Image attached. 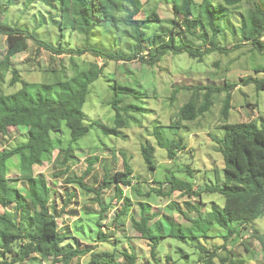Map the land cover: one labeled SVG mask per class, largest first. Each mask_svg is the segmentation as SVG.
<instances>
[{
	"label": "rangeland",
	"instance_id": "1",
	"mask_svg": "<svg viewBox=\"0 0 264 264\" xmlns=\"http://www.w3.org/2000/svg\"><path fill=\"white\" fill-rule=\"evenodd\" d=\"M6 1L10 5H4L6 15L1 16V20L7 22L18 20L20 24L29 27L31 31H35L43 40L57 45L60 32L51 19V16L56 14V10L50 13L52 15L46 14L43 16L41 10L47 8L43 0ZM257 1L264 10V0ZM142 2V10L134 15L132 19L127 18V15L133 7H128L129 10L123 11L126 15H119L118 27L99 25L89 42H87L86 36L79 31L66 29L64 46H66L68 52H73L72 55L69 53L52 55L45 48L39 53L33 48L35 46L34 42L29 40L31 48L18 53L13 58L11 72L6 75V79L8 82L10 81L14 69L24 79L32 83L33 89H36L43 81L52 79L53 75L49 69H54L56 75L65 77L66 75L71 76L74 68L88 67L91 62H98L99 66L104 64L100 77L89 88L84 104L85 123L90 125L94 120H98L110 126L115 125V111L111 103L115 95L113 86L117 84L120 90L117 95L120 101L119 105L125 107L123 110L124 125L118 128V134L106 135L100 128L93 126L88 134L74 142L76 147L80 148L77 154L81 156V159L78 157V159L73 158L69 161L70 164L72 163V169L66 171L67 164L62 162L64 153L59 150L55 151L56 156L53 161L35 167V174L44 176L50 183L53 198L50 204L55 202L53 211L59 215L60 231L63 232L69 229L71 232L72 230L75 237L93 244L98 239V223H100L102 230L107 233L109 239L100 245L101 249H111L116 246V258L121 264H130L124 253L135 254L136 264H154L151 255V241L140 237L133 223L134 218L140 216L142 205L146 207L149 213L150 205L148 202L150 201L153 206H151V210L155 214L153 222L151 221V228L153 229L156 226L155 229L157 230L159 226L162 225L163 227L158 231L155 230L160 236L157 259L166 262L168 256L174 261V264H206L205 261L200 260L205 252L197 245L207 249L220 246L224 243V235L227 234L228 230L216 222H206L203 231H209L208 235L204 236L203 231L201 232L196 228H194V231L192 230L193 218L198 216L208 217L214 205L221 207V203L225 201L224 196L218 193L206 192L204 190L205 185H202L200 195H189L181 193V191H175L172 195H168V186L161 188L163 190L162 194L156 192V189L153 190L159 184L154 180L152 181V179L156 178L162 181L166 176H176L181 180L192 181L194 183L193 191H198L199 186L203 183L209 184L217 181L221 183L224 180L225 161L221 151L224 145V137L220 139L214 134H206L208 140L215 145H219V147L209 145L212 147V152L208 154L207 158L212 163L211 174L203 172L201 168L194 167L193 164L199 162L200 154L204 151L205 144L203 141L205 138L201 137L199 132L193 131V122L196 121V126H198L197 118L202 119L203 116L197 114L194 119H185L182 116V108L189 100L176 93L187 91V89L181 88V84L185 81L202 73L210 72V75L204 77L209 85L238 84L237 87L230 86L232 87L230 90L232 103L228 116L223 113L227 91L212 95L211 107L206 112L224 121L217 126V131L222 130L225 136L224 125L226 123L249 120L264 123V89L258 90L256 81L249 83L244 81L247 76H253L255 79L264 76V53L259 52L252 45V42L247 40L244 41L246 45H242L231 53L212 52L206 55L203 61L190 57L188 53H168L161 61L149 66L143 63L140 58L117 61L95 56V48L132 56L135 49L133 36L137 29L134 21L137 20L140 23L153 10L152 8L157 12L159 22L151 23L144 30L148 36H152L155 45L165 40V37L168 39L170 35H175L178 42H186L195 48H205L206 43L201 39L204 32H201V37L193 38V41H191L190 33H187L185 27L183 28V23H181L183 17L175 18V10L171 1L142 0ZM212 2L226 5V0H212ZM0 3L4 4L6 2L0 0ZM200 3L201 0L196 2V8L191 19L199 13L204 14ZM38 5L42 7H38ZM13 7L16 8L15 12L10 11ZM252 7L253 0H242L236 10L228 13L229 20L222 16L224 29L234 37L237 34L242 37L239 28L244 26L243 19L249 16ZM175 19L179 22L180 28L173 23ZM195 21L193 19L191 26L195 25ZM185 35L189 36L188 39ZM6 49V36L0 34V57L5 54ZM78 49L89 50L84 54L75 53ZM147 51L148 47H145L143 52ZM73 62H75L74 65ZM253 67L257 68V71ZM172 77H175V79ZM197 83L201 82L198 80ZM201 91H204V95L200 99L199 105L203 104L205 96V89L202 88ZM177 108L180 117L178 122L173 119L177 114L175 111ZM11 130V135L0 134V150L26 141V137L20 136L14 127H11ZM157 130L161 133L163 140L158 137L160 134L158 135ZM189 132L191 135L184 134ZM63 138L65 142L70 139V131L65 125ZM146 142H149L155 148L154 162L156 167L154 170L148 167L142 154V145ZM170 143L171 145L179 143L173 162L169 161L172 159L168 157L167 147ZM217 151L221 155L219 161L212 155ZM124 157L131 161L134 168L133 180L142 182L138 186L136 185V189L120 185L123 190V197H126L133 204L129 217L128 210V213L126 211L122 216L119 215V210L124 201L117 199L118 185L112 183L109 187H104L103 184L105 168L111 170L112 174L116 170H124ZM91 161L94 162L93 170L84 178V182L96 190L103 187L100 196V200L103 201V205L106 207L103 215H101V205L96 199L97 195L95 193H89L88 195L87 191L78 185L77 181H74L82 175ZM20 164V161L19 163L12 162L11 166L20 169ZM221 165L223 166L221 167ZM189 169L192 171L191 174ZM147 192L151 193L149 197H146ZM141 200H147V202L142 204ZM174 204H178L186 215L177 210ZM0 210L2 211L3 208ZM213 225L216 227L213 228ZM242 225L236 224L234 226L237 227V232L234 233L236 237H239L245 231L241 227ZM164 232H173L176 235L172 237L163 235ZM183 235L186 237H183ZM69 240L73 244L76 242L75 238L67 239V241ZM246 243L247 247H243L241 251L238 250L239 246H236L235 241L229 240L227 247L220 250L225 252L226 255L219 256V251L217 256H214V264H217V262L218 264H230V259H242L245 264H249L244 257L254 255L256 248L251 240ZM209 244L212 245L211 248L207 246ZM89 255L88 253L81 256V258H76L73 264H89ZM194 257L195 259H193ZM222 257H227L228 260L223 262ZM18 264L58 263L53 262L51 259L38 261H29L28 259L27 262Z\"/></svg>",
	"mask_w": 264,
	"mask_h": 264
},
{
	"label": "trees",
	"instance_id": "2",
	"mask_svg": "<svg viewBox=\"0 0 264 264\" xmlns=\"http://www.w3.org/2000/svg\"><path fill=\"white\" fill-rule=\"evenodd\" d=\"M162 1L172 2L176 19L183 17L181 23H183V28L185 27L187 33H190L191 41H193V38L201 37V32H204L201 39L206 43L205 48H195L186 42H178L175 35H170L167 40L155 45L152 36H148L144 30L151 23L159 22V16L152 8L153 10L150 13L148 12L149 14L140 23L137 20L134 21L137 29L133 36L135 49L132 56L96 48L94 50L95 56H101L107 60L120 61L124 59L128 61L136 59L139 53H142L145 47H148L147 52L150 54V59H145L143 56L139 58L149 66L161 61L168 53H188L190 57L203 61L205 56L212 52L231 53L242 45H246L244 41L247 40L252 42V45L259 52L264 53V41L256 38V33L264 32V10L257 0H253L250 14L243 19L244 26L239 28L242 32V39L230 47L226 39L223 44L215 39L209 41V34L228 33L222 24V16L229 20L228 13L236 10L242 0H226V5L214 4L212 0H201L200 5L204 14L199 13L193 17L196 20L194 26H191L193 21L191 17L194 14L195 4L198 0ZM5 2L4 4L0 3V18L6 15L4 5H10L6 0ZM43 2L47 6L46 10H41L43 16L52 13L54 10L57 11L55 15L51 16L60 32L57 45L43 40L35 31H31L29 27L20 24L18 20L7 22L0 19V34L6 36L7 42L6 52L0 57V134L11 135V127H14L20 136L26 137V141L0 150V209L3 208L2 211L0 210V264H18L27 262L28 259L29 261L51 259L58 264H73L76 258H81V256L88 253L90 254L89 264H121L116 258V246L111 249L97 248L99 242L109 240L100 223H98V239L93 244L82 242L68 228L67 231H60L59 215L53 211L55 204L52 203V206L50 204L52 199L51 186L45 177L35 175V166H42L53 161L56 150L64 153L62 162L67 164L66 171L72 169V163L70 164L69 161L76 158L75 150L77 147L74 142L88 134L93 126L100 128L106 135L118 134V128L124 125L125 120L123 114L125 107L119 105L120 101L117 97L120 91L118 85L113 86L115 95L111 103L115 111V125L110 126L98 120H94L88 125L85 123L84 104L90 85L100 77L104 64L99 66L98 62H91L88 67L74 68L73 74L65 77H60L55 74L56 72L54 73V69H49L54 78L43 81L36 89H33L32 83L24 79L17 70H12L13 75L9 82L6 75L11 72L13 58L18 53L31 48L29 40L34 42L35 46L33 48L39 53L45 48L52 55H62L64 53L72 55L73 52H68L66 46H64L66 29L79 31L86 36V40L89 42L99 25L118 27L119 14L129 10L128 7H133L127 15V18L132 19L134 15L142 10L143 2L142 0H43ZM176 19L173 23L180 28ZM185 37L188 39L189 36L185 35ZM88 50L78 49L75 53L84 54ZM253 68L257 71V68ZM244 81L246 83L256 81L257 89H264V76L256 79L253 76H247ZM234 84H208L207 89H205L203 104L197 106L195 102L188 101L182 108V116L185 119H194L197 114L205 113L211 107L212 95L226 91L223 113L228 116L232 103L230 92L232 87L230 86H238V84ZM64 125L70 131V139L66 142L63 138ZM224 127V145L221 148L225 161L223 183L219 181L209 184L203 183L199 186L198 191H193L194 183L192 181L181 180L176 176H166L162 181L156 178L152 179V181L154 180L159 184L153 190L156 189V192L163 194L161 188L168 186V195H172L175 191H181V193L189 195H200L202 185H205L204 190L206 192L221 194L225 198L224 203L231 205L232 200L230 198L240 194L241 185L245 179L250 184H256L260 177H264V123L249 120L226 123ZM158 135L163 140L160 132H158ZM167 148L169 159H173L176 156L179 143H173L172 145L170 143ZM142 154L145 163L151 170H154L156 167L154 146L149 142L144 143ZM19 161L21 163L20 169L11 166L12 162L19 163ZM93 166L94 162H89L86 170L74 181H77L78 185L82 186L88 195L89 193L97 195L96 199L101 205V215H103L106 210L103 201L100 200L103 187L96 190L84 182V178L92 172ZM133 173L134 168L127 157H124V170H116L112 174L111 170L105 168L104 187H109L112 183L118 185L117 199L124 201L119 210L121 216L128 210L129 217L133 204L126 197H123V190L120 185L136 189L142 183L133 180ZM189 173H192L191 169H189ZM246 173L247 177H245ZM150 195V192L146 193V197ZM144 202H147V200H141L142 204ZM148 204L150 205L149 213L146 207L142 205L139 218L133 220L134 227L140 237L151 241V255L154 264H174V261L168 256L166 262L157 259L160 236L156 231L163 227L161 225L157 230L155 229L156 226L153 229L151 228V221L153 222L155 214L150 213L153 207L150 201ZM175 206L183 215H186L178 204ZM220 208L219 205H214L208 217L198 216L193 218V227H191L193 231L196 228L202 232L206 222H216L228 230L227 234L224 235V243L220 246L207 249L197 245L205 252L200 260L205 261L206 264H214V256H217V253L223 247H227V242L237 232V227H234L236 224H247L249 218L253 216L258 218L262 210L259 197L254 198L249 203L247 215L229 211L227 208L222 214ZM84 210L93 212L87 209ZM208 231H203L204 236L208 235ZM254 231L257 233V239L259 240L261 234H259L258 229ZM163 235L172 237L176 234L164 232ZM183 237L186 236L183 235ZM69 238H75V244H66L65 241ZM233 240L235 241V239H231L232 242ZM82 243H84L83 246ZM12 244H17V248H12ZM231 253L234 254L232 251ZM124 256L130 264H136L135 254L124 253ZM221 260L225 262L228 258L222 257ZM229 262L230 264H245L242 259H230Z\"/></svg>",
	"mask_w": 264,
	"mask_h": 264
},
{
	"label": "clouds",
	"instance_id": "3",
	"mask_svg": "<svg viewBox=\"0 0 264 264\" xmlns=\"http://www.w3.org/2000/svg\"><path fill=\"white\" fill-rule=\"evenodd\" d=\"M38 7H42L41 5H38ZM11 12H15L16 8L13 7L10 9ZM119 15L124 16L125 13L121 12ZM55 31V29H53ZM256 38H258L260 41H264V32H258L256 33ZM127 39V38H126ZM215 39L220 44H223L225 42V39L227 40V43L229 46L233 45L237 41L241 40L242 37L237 34L235 37L231 33H225L221 32L219 34L213 35L212 33L209 34V41ZM165 40H167V37H165ZM140 56H143L145 59H150V54L148 52H142L139 53L137 56V59H139ZM210 72L202 73L192 79H189L185 81L183 84H181V88L187 89V91H179L176 94L181 96L182 98L189 100V102H195L197 106H199L200 99L204 95V91H201L202 88L207 89L208 81L204 79L205 76L210 75ZM175 79V77H172ZM200 81L201 83H197V81ZM176 115L173 117L174 121L178 122L179 117V109L176 110ZM214 111V110H212ZM203 118L200 117L197 118L198 120V126L197 122H193V131L199 132L201 137H204L203 143L205 144L204 151L200 154L199 162H196L193 164L194 167L201 168L203 172H207L211 174L212 171V163L207 158L208 154L212 152V147H219V145L213 144L212 141L207 139L206 134H214L216 137L223 139L224 132L222 130L217 131V126L224 121L216 116L209 115L208 112H205L202 114ZM185 135H191V133H184ZM209 145H212L210 147ZM80 148L77 147L75 150L76 152L79 151ZM212 155L215 157L216 160L221 159L220 152H214ZM76 158L78 159L77 155ZM223 165H221L222 167ZM36 167V166H35ZM36 175V174H35ZM42 176V175H41ZM44 177V176H43ZM245 177H247V173L245 174ZM46 179V178H45ZM47 180V179H46ZM48 184L50 185L49 181L47 180ZM256 197H259L261 200V207L262 210L260 212L259 217H251L249 218V221L247 224H243L241 227L245 229L244 232L241 233L239 237H236L235 234L231 239H235L236 246L238 247V250L243 249V247H247V241L251 240L253 244H255V253L254 255L245 256L244 259L249 262V264H264V177H260L258 182L256 184H250L247 179H245L244 183L241 185L240 194L231 197L232 204L228 205L226 203H221L220 212L223 214L225 209L227 208L229 211H235L238 214H244L247 215L248 213V205L249 203ZM52 198V195H51ZM228 199V198H226ZM53 199H51L50 202H52ZM52 206V204H51ZM191 226V225H189ZM213 228L216 226L213 225ZM259 230L260 239H257V233L254 230ZM223 231V230H221ZM219 242V241H218ZM27 243V241H25ZM65 243H70L69 241H65ZM209 248L212 247V245H207ZM12 248L16 249L17 244H12ZM219 256L226 255L225 252L220 251L218 253ZM10 259V258H9ZM195 259V257L193 258ZM218 264V262H217Z\"/></svg>",
	"mask_w": 264,
	"mask_h": 264
},
{
	"label": "crops",
	"instance_id": "4",
	"mask_svg": "<svg viewBox=\"0 0 264 264\" xmlns=\"http://www.w3.org/2000/svg\"><path fill=\"white\" fill-rule=\"evenodd\" d=\"M78 151L76 152V155H77V157H79V159H81V156H79L78 154ZM169 161H172L173 162V159L172 160H169ZM53 199V198H52ZM55 201V200H54ZM54 204H55V202H53ZM151 212H153V210H151ZM82 213V212H81ZM139 218V217H138ZM82 242H84V241H82ZM105 241H103V242H99L98 243V245H97V248L98 249H100V245H102L103 243H104ZM233 242H234V240H233ZM84 243H86V242H84Z\"/></svg>",
	"mask_w": 264,
	"mask_h": 264
}]
</instances>
